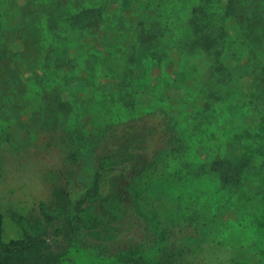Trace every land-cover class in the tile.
Masks as SVG:
<instances>
[{"label":"rangeland","instance_id":"rangeland-1","mask_svg":"<svg viewBox=\"0 0 264 264\" xmlns=\"http://www.w3.org/2000/svg\"><path fill=\"white\" fill-rule=\"evenodd\" d=\"M155 110L180 146L135 182L165 237L142 258L264 264V0H0L1 240L73 215L96 141Z\"/></svg>","mask_w":264,"mask_h":264},{"label":"trees","instance_id":"trees-1","mask_svg":"<svg viewBox=\"0 0 264 264\" xmlns=\"http://www.w3.org/2000/svg\"><path fill=\"white\" fill-rule=\"evenodd\" d=\"M179 146L171 119L161 110L111 125L95 143L94 178L75 202L73 215L50 224L42 238H0V264H59L72 250L92 248L114 253L119 264H149L143 254L165 237L138 209L135 182L155 168L160 155ZM223 165L215 168L219 179L235 182L234 167Z\"/></svg>","mask_w":264,"mask_h":264}]
</instances>
